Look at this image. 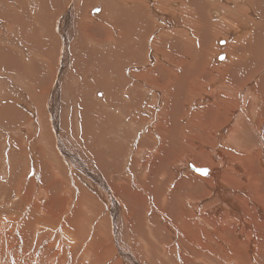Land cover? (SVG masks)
<instances>
[{"label":"bare ground","instance_id":"bare-ground-1","mask_svg":"<svg viewBox=\"0 0 264 264\" xmlns=\"http://www.w3.org/2000/svg\"><path fill=\"white\" fill-rule=\"evenodd\" d=\"M11 2L0 5V79L16 97L0 100V114L16 126L0 141V153L10 146L0 169L4 164L27 181L34 165L28 189L19 183L13 195L21 204L31 199L34 220L40 210L47 217L38 221L57 225L53 244L69 224L66 236L86 260L118 251L137 256L131 264H264V0H43L34 18L30 0ZM94 7L101 12L92 17ZM64 78L80 92L75 107L82 112L73 122L80 121L84 144L76 155L56 125L59 111L70 109ZM208 81L221 88L210 86L200 103L216 100V90L224 98L198 109L194 99ZM48 111L54 134L46 131ZM250 130L258 146L246 139ZM192 164L207 175L191 173ZM76 171L104 186L97 189L104 207L116 226L125 224L113 225L110 240L99 217L82 216L90 207L103 213L93 194L80 191L79 209L65 216ZM37 180L48 194L43 207L29 195ZM36 224L27 232L42 233ZM124 230L130 247L119 244L117 231Z\"/></svg>","mask_w":264,"mask_h":264},{"label":"rangeland","instance_id":"rangeland-1","mask_svg":"<svg viewBox=\"0 0 264 264\" xmlns=\"http://www.w3.org/2000/svg\"><path fill=\"white\" fill-rule=\"evenodd\" d=\"M2 1L3 0H0V5L2 4ZM16 1V0H15ZM27 1L28 0H24V3L27 5ZM47 1V0H46ZM8 2H11V0H8ZM34 2H36V3H34ZM43 2V0H41V1H39V0H30V4L27 6V9H29V6H30V8L31 7H33L34 8V6H35V8H34V10L37 12V13H32L30 16L32 17V18H34V17H36L37 16V14L40 12V9H41V7H42V3ZM12 3V2H11ZM65 3V2H64ZM67 4V3H66ZM31 5H34V6H31ZM36 5H37V8H36ZM79 5V4H78ZM83 5H80V7H82ZM0 8H1V6H0ZM95 8V7H94ZM2 10L4 9V7H2L1 8ZM0 9V10H1ZM96 9H98V11L96 10ZM92 10V9H91ZM91 10H90V15L92 16V17H95L96 15H98L100 12H101V9L100 8H98V7H96L95 9H93V11L91 12ZM96 10V11H95ZM66 11L67 10H65L63 13H62V17H64L67 13H66ZM217 11H218V13H219V16H218V18L217 19H220L221 17H222V13L220 12V10L219 9H217ZM28 12V14H29V11H27ZM68 12V11H67ZM76 13L79 15V17L81 16L80 15V12H79V9H76ZM36 14V15H35ZM34 15V16H33ZM47 19H50V18H47ZM54 19V18H53ZM0 20H2V19H0ZM50 22H52L51 21V19H50ZM247 25V24H246ZM247 26H249V25H247ZM1 27V26H0ZM55 29H56V33H59V31H58V29H57V27L55 26ZM250 30V29H249ZM249 30L247 31V33L249 32ZM60 36V35H59ZM221 40V39H220ZM223 40V39H222ZM225 44H227L226 42H225ZM0 45H2V44H0ZM60 45H61V42H60ZM3 46V45H2ZM221 47V46H220ZM226 48V46L223 44V46H222V48ZM12 48V47H11ZM221 53H223L224 54V56L226 57V53H224L223 51H220L218 54H220V55H223V54H221ZM218 54H216L217 56L216 57H219L218 56ZM226 61V58L225 59H223V60H221V61H219V63H223V62H225ZM49 69H52L51 67L50 68H48V71H47V73H46V75H48V76H51V71L49 70ZM1 72V74L3 75V74H5V70H3L2 69V71H0ZM3 76H6V75H3ZM2 76V77H3ZM59 76V74L57 75V77ZM11 77V76H10ZM68 79L69 78H64L63 80H66V81H68ZM24 80V79H23ZM23 80H21L22 82H23ZM214 80H217V79H214ZM0 81L2 82V84L0 83V100H3V98H7V97H12V95H13V97H16L15 95H14V93L12 92V91H10V89H9V85L8 84H6L4 81H3V79H0ZM253 81H255V80H250L249 82H248V85L249 86H251V83L253 82ZM70 81H68V83H69ZM255 83H256V81H255ZM215 85L217 84V83H214ZM214 84L213 85H210V83H209V81H208V83L206 84V85H204V86H201V89H202V91H201V93L198 95L199 97H197V98H195L194 99V101H196V100H198L199 101V103H200V101H202L203 102V100L205 99L204 97H207L209 94H208V92L209 91H211L210 89L211 88H213L214 87ZM69 85H70V87H69V93H70V95L68 96V97H63V98H66L65 99V101H66V103H67V105L69 106V110L66 112V109H62V110H65L63 113H62V110L61 111H59V123L57 124L56 123V125H59L60 124V126H62V128H63V130L64 131H59V135L62 137V136H65L66 135V137L68 136L69 138H71V139H69L68 138V140H69V142H71L70 143V147L68 148L69 150H72V151H69V153L70 154H72V155H76V150H78V149H80L81 147V145L82 144H84V140L82 139V126H79V123H80V121H76V122H73V114L74 113H76L77 115H81V112H82V110H80V106H77V107H75L76 106V104H80V99H79V97H76L75 95L76 94H80V92H76V90H75V88H76V84H75V82H70L69 83ZM72 86V87H71ZM210 86H211V88H210ZM2 87H3V89H2ZM219 90H220V88L221 87H219V85L217 84V86H216ZM102 90V89H101ZM216 90V89H215ZM217 91L216 90V92L218 93V97L216 98V100H213L212 102H210V103H208L207 105L206 104H203V103H200V105L198 104L197 106H198V109H200V107L201 108H203V107H207V106H211V105H213L214 104V102H218V100H219V98L221 99V98H224L221 94H220V91ZM2 91V92H1ZM8 92V93H7ZM13 94H12V93ZM99 92H101V91H98L97 93H96V97L98 98V99H100V100H102V98H99ZM103 93V92H102ZM10 94V95H9ZM98 94V95H97ZM67 95H68V93H67ZM4 96H6V97H4ZM90 95H88L87 97H89ZM70 97V98H69ZM82 97V96H81ZM103 97H104V94H103ZM69 100H68V99ZM93 98L94 97H92V98H90V99H92L93 100ZM18 99V98H17ZM61 99H62V96H61ZM95 99V98H94ZM97 99V101H100V100H98ZM64 100V99H63ZM216 102V103H217ZM250 102H251V99H249L248 100V104L247 105H249L250 104ZM71 104V105H70ZM195 104V103H194ZM2 106H5L4 104L2 105ZM45 107H46V105H45ZM195 107V106H194ZM49 108V107H48ZM65 108V107H64ZM75 108H77V109H75ZM196 109H197V107H196ZM246 110V109H245ZM49 112V111H48ZM66 113V114H65ZM70 113V114H69ZM29 114L32 116L33 114H31L30 112H29ZM103 114H104V112H103ZM49 117H50V112H49ZM44 116V115H43ZM43 116H42V118H43ZM46 118V117H45ZM0 141L1 142H4V139H5V137H7L8 135H9V133L8 132H10V128L13 126V124H10V123H12V122H10L9 120H7V118L6 117H4V116H2L1 114H0ZM1 122H5L7 125H4V124H1ZM53 120H51V117H50V119H49V122H48V126H47V128H46V131L47 132H49V131H53V129H52V127H53ZM73 124H75L76 125V128L74 127V125ZM9 125V126H8ZM11 125V126H10ZM14 125L16 126V124L14 123ZM5 126V127H4ZM8 126V127H7ZM15 126H13V127H15ZM2 127V128H1ZM7 127V128H6ZM25 127H27L28 128V126L27 125H24V128ZM30 127V126H29ZM58 127V126H57ZM78 130V131H77ZM118 130H120V129H114L113 130V132H112V134H114V133H117L118 134ZM6 131V132H5ZM30 132H31V130H30ZM41 132V134H42V131H40ZM124 132L128 135V136H133V132H131L130 130H128V129H126V130H124ZM6 133V134H5ZM23 134H25V132H22ZM62 133V134H61ZM78 133V134H77ZM81 133V134H80ZM4 134V135H3ZM53 134H54V131H53ZM257 134V133H256ZM252 130H250V132L249 133H247V137L248 138H246L250 143L252 142V143H254V144H256L257 146H258V144H257V141L259 140V138H258V135H256ZM77 135V136H76ZM127 135H125V137H127ZM22 136V135H21ZM35 136H36V134H35ZM73 136V137H72ZM75 136V137H74ZM22 137H24V136H22ZM37 137V136H36ZM63 138V137H62ZM121 138H123V137H121ZM27 140H28V137H27ZM45 140V139H44ZM80 140V141H79ZM16 141H17V139H16ZM46 142H47V144L46 145H50V142L49 141H47V140H45ZM82 141V142H81ZM125 141V143H126V140H124ZM137 141H139V137L137 138ZM223 143H224V141H222ZM72 144H74V145H72ZM41 145L42 146H45L44 144H42L41 142H40V144H38V149L41 147ZM77 146V147H76ZM58 146H56V148H57ZM80 147V148H79ZM83 147V146H82ZM102 150H104V149H102ZM10 152V146L8 147V149L7 150H5V151H3L2 152V150H1V155H0V164H1V161H2V163L3 162H8V153ZM78 152V151H77ZM136 155V154H135ZM61 156H63V155H61ZM89 156H91V155H89ZM82 158H83V156H81ZM133 157V156H132ZM244 157V156H243ZM3 158V159H2ZM4 160V161H3ZM63 164H64V162L61 164L62 165V168H63V170H62V174H64V176L65 175H67V173H69L70 171L69 170H67L68 172H65V168L63 167ZM67 163H66V167H67ZM193 168H195V169H197L196 167H195V165L194 164H192L191 165ZM33 168H34V165H29V169H30V173H29V175H28V177H27V181H24V180H21L22 179V176L24 175L23 173H19V174H13V172H12V174H13V176H12V174H11V171L9 172L8 170H7V168H6V165L4 166V164L1 166V169H0V178L3 180H0V218L2 219H0V239H1V241H0V264H116V261H120V264H131V263H129L130 261H131V259H134L135 257H137V256H120V254H119V252L117 253H112V254H109L107 257H108V260L106 259L107 257H105V258H100V257H96L93 261H92V259H91V256L92 255H90V257H89V259H87L86 260V258H84L83 256H77L78 255V252L76 251V247L78 246V243L76 242V241H74L70 236H66L67 235V231L68 230H70V226H69V224L68 225H66L65 226V229H64V231H65V233H64V237L66 238H64L63 236H62V238L65 240H60V242H59V244H58V246H56L55 244H53V242H55V237H54V235H53V231H55L56 230V226L57 225H49V223H47V222H45V223H41V221H44V220H41V221H38L39 220V218L41 219V218H46L47 217V215L43 212H41L40 210L38 211L39 213H38V218H37V220H34L35 218V211L33 210V208H34V206L30 203L31 202V199H23V201H24V203H26V204H21L19 201H20V196H19V194H17V193H15L14 195H13V192H15V191H18V189H17V186H18V184L20 183V184H23V187L25 188V189H28L27 188V183L30 181V179H32L33 178V176H35L34 174H33V172H32V170H33ZM68 168V167H67ZM65 169V170H64ZM5 170V171H4ZM189 170H190V172L192 173V172H195V171H192L190 168H189ZM32 173V174H31ZM73 173V172H72ZM148 173H149V171H148ZM31 174V175H30ZM197 174V173H196ZM3 175V176H2ZM76 175V180H72L71 181V179H70V185H71V193L73 194L74 193V198H73V200H72V205H71V207L69 208V210H68V212H67V214H65V216H68V215H70L72 212H73V210L74 211H76L77 209H79V205L77 204V197L78 196H80V191H84L83 193H85V194H89V195H92V197H96V200H97V202H98V204H100V206H101V209L102 210H100L101 212H103V213H99V212H97V211H99V210H97L96 211V208L95 207H93L92 209H91V205L90 204H88L87 206L88 207H86V209H88L89 207H90V211H84L83 212V217H84V214L88 217V218H91V219H96L97 217H99V219H98V221H100L101 222V226L98 224V226H99V228H100V231H101V235H103V237H104V231H110V234H108L106 237L108 238V240H110V236L112 237L113 236V233H111V230L113 229V225L117 222H115L114 223V217L112 216L113 215V213H111L110 211H109V213H108V210H107V208H105L104 207V201L105 200H102L99 196H98V194H97V192L99 191V190H102V191H104V186L102 187V186H98L99 184L96 182V181H92L93 179H91V178H87L84 174H82L81 172H79V171H76V172H74V176ZM199 175V174H198ZM201 176V175H200ZM6 177V178H5ZM12 177V178H11ZM14 177H16V178H18V179H15ZM68 177H70V175H68ZM15 180H14V179ZM91 179V180H90ZM4 180H6V181H4ZM95 182V183H94ZM8 183V184H7ZM37 184L39 185V187L36 189H34L33 191H31V193L29 194L30 195V197L33 199V200H35V202L37 203V205L38 206H41V207H43V206H45V204H46V202H47V193L46 192H42L43 190H42V188H40V182H38V180H37ZM97 184V185H96ZM2 186V187H1ZM98 186V187H97ZM100 187V188H99ZM6 188V189H5ZM39 188H40V190H39ZM99 188V190L97 191V189ZM80 189H82V190H80ZM2 190V191H1ZM4 190V191H3ZM36 190V193L34 192ZM42 190V191H41ZM40 191V192H39ZM92 192V193H91ZM39 193V194H38ZM44 195H43V194ZM95 194V195H94ZM32 195V196H31ZM38 195V196H37ZM82 195V194H81ZM41 198H40V197ZM14 197V198H13ZM37 197V198H36ZM7 199V200H6ZM38 199V200H37ZM40 200V201H39ZM44 202H43V201ZM76 200V201H75ZM42 201V202H41ZM71 201V200H70ZM69 201V202H70ZM4 203H6L7 204V206H4ZM11 204V205H10ZM3 206V207H2ZM73 206V207H72ZM84 207H85V205H83ZM9 207V208H8ZM103 207V208H102ZM4 208V209H3ZM31 208V212L29 213V209ZM59 209V208H58ZM57 209V210H58ZM94 209H95V211H94ZM104 209V210H103ZM37 212V211H36ZM108 214H107V213ZM27 215H26V214ZM41 213V214H40ZM97 213V214H96ZM99 213V214H98ZM29 214V215H28ZM103 214V215H102ZM105 214V215H104ZM112 214V215H111ZM44 215V216H43ZM98 215H100V216H98ZM107 215V216H106ZM15 216V217H14ZM22 216H23V218H22ZM82 216H80L79 218H82L84 221H85V219L82 217ZM102 216H103V219H104V221H106V219H108V221L109 222H107L106 224L107 225H105V226H107L108 227V230H107V227H105L104 226V222L102 221L103 219H102ZM105 216H106V218H105ZM121 216H122V214H120V218H121ZM6 219H5V218ZM25 217V218H24ZM14 218V219H13ZM100 218H101V220H100ZM112 218V219H111ZM5 219V220H4ZM9 219V220H8ZM25 221H24V220ZM29 219H31V220H29ZM17 220V221H16ZM27 220H28V222H27ZM7 221V222H6ZM24 221V222H23ZM31 221V222H30ZM38 221V222H37ZM112 221V222H111ZM10 222V223H9ZM16 222V223H15ZM65 222V221H64ZM111 222V223H110ZM123 222V220H121V221H119V223H117V226H116V224H115V226L117 227V230H119L121 227H123L125 224L124 223H122ZM7 223V224H6ZM37 225V228L42 232V233H38V234H31V233H28L27 231H29V225L31 226L32 224L33 225H35V224ZM39 223H41V224H39ZM9 224V225H8ZM23 224H25L24 226H23ZM109 224H112V225H109ZM32 225V226H33ZM119 225V226H118ZM21 226V227H20ZM39 226V227H38ZM13 227V228H12ZM53 229H52V228ZM24 228V229H23ZM46 230H45V229ZM67 228V229H66ZM112 228V229H111ZM23 229V230H22ZM51 229V230H50ZM57 229L59 230L60 229V227H57ZM19 230H20V232H19ZM44 230V231H43ZM25 231H26V234H25ZM59 232H60V230H59ZM118 232V236L119 235H121L122 236V238L121 239H119V244L121 243V244H123V243H130L131 244V241L126 237V232H125V230H124V232L123 231H117ZM46 234H50V235H52L51 236V239L50 238H47V235ZM11 235V236H10ZM27 236V237H26ZM30 237V238H29ZM46 237V238H45ZM54 237V238H53ZM3 238V239H2ZM61 238V239H62ZM69 239V240H68ZM26 240V241H25ZM67 240L69 241V242H67ZM128 241V242H127ZM75 242V243H74ZM28 243V244H27ZM69 245V246H68ZM124 245H126V244H124ZM31 246V247H30ZM52 246V247H51ZM60 246V247H59ZM66 246L67 247H71V249L69 250V249H67L66 248ZM128 247H130L129 246V244L127 245ZM10 247V248H9ZM115 248V247H114ZM72 249H73V251H72ZM129 258V259H128ZM101 259V260H100ZM113 259V260H112ZM114 259H117V260H115L114 261ZM123 259V260H122ZM112 260V261H111ZM125 261V262H124ZM97 262V263H96ZM100 262V263H99ZM105 262V263H104ZM113 262V263H112Z\"/></svg>","mask_w":264,"mask_h":264},{"label":"snow or ice","instance_id":"snow-or-ice-1","mask_svg":"<svg viewBox=\"0 0 264 264\" xmlns=\"http://www.w3.org/2000/svg\"><path fill=\"white\" fill-rule=\"evenodd\" d=\"M220 59L223 60V59H225V57L221 56ZM196 171L200 172L202 175H207V172H208L207 169H203V168L196 169Z\"/></svg>","mask_w":264,"mask_h":264},{"label":"water","instance_id":"water-1","mask_svg":"<svg viewBox=\"0 0 264 264\" xmlns=\"http://www.w3.org/2000/svg\"><path fill=\"white\" fill-rule=\"evenodd\" d=\"M96 10H97V9H96ZM96 10H95V11H96ZM97 11H98V10H97ZM223 44H224V43H222V45H223ZM221 56H224V55H220V56L218 57L219 60H221V59H220ZM224 57H225V56H224ZM190 169H191V170H194V171L197 172L198 174H201L200 172L196 171V169L193 168L192 166H191Z\"/></svg>","mask_w":264,"mask_h":264}]
</instances>
